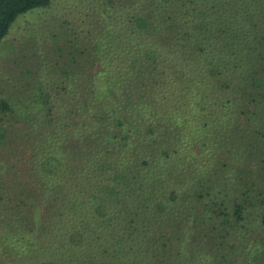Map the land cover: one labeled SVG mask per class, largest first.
<instances>
[{
	"label": "trees",
	"instance_id": "1",
	"mask_svg": "<svg viewBox=\"0 0 264 264\" xmlns=\"http://www.w3.org/2000/svg\"><path fill=\"white\" fill-rule=\"evenodd\" d=\"M152 1L156 4L146 8L150 19L141 21L137 29L117 19L124 16L120 8L102 7L96 16L113 19L103 17L101 31V18L96 27L88 24L80 30L90 36L82 48L74 49L80 58L69 52L65 67L34 78L37 85L21 107L29 118V133L20 141H10L12 153L15 146L22 148L30 182H45L54 191L60 182H118L123 186L120 190L128 189L129 195L131 191L153 194L157 183L194 182L192 168L201 171L198 160L202 157L198 156L202 151L212 153L211 147L228 143L235 129L242 128L245 92L255 99L249 84L256 80L251 71L256 72L247 58L245 27L238 9L228 7V0ZM49 3L0 0V41L19 15ZM131 8H127V17L134 15ZM40 113L45 119L37 118ZM222 170L213 171L218 181L225 180ZM198 184L204 186L201 180ZM176 189L169 198L174 203L180 199L174 196ZM67 198L72 213H60L69 214L64 224L88 230L95 247L94 235L103 237L101 229L113 207L104 210L99 206L79 214L80 202L71 194ZM148 201L154 208L163 200ZM261 204L259 224L264 228V198ZM241 208L234 206L238 218ZM157 211L160 214L164 209ZM23 218L29 248L30 233L35 231L31 222L35 225L42 218ZM60 230V241L72 242L74 233ZM27 264L64 263L41 259Z\"/></svg>",
	"mask_w": 264,
	"mask_h": 264
},
{
	"label": "rangeland",
	"instance_id": "2",
	"mask_svg": "<svg viewBox=\"0 0 264 264\" xmlns=\"http://www.w3.org/2000/svg\"><path fill=\"white\" fill-rule=\"evenodd\" d=\"M154 4L152 0H50L46 7L19 15L0 41V105L6 106L0 110V264L41 259L64 264H264V228L259 224L264 198V0L226 3L238 9L245 27V51L256 73L251 72L259 82L249 84L255 99L245 92L242 128L235 129L228 143L209 149L214 154L211 161L207 159L212 153L202 151L198 156L202 157L198 160L201 171L192 168L194 182L157 183L148 195L140 191L129 195L128 189L120 190L123 186L118 182H60L54 191L45 182H30L22 148L15 146V153L10 149V141H20L29 133V118L21 107L37 85L34 78L69 62L65 59L69 52L80 58L74 49L82 48L90 37L80 30L88 24L96 27L101 18V31L104 18L113 19L96 16L102 7L120 8L124 16L117 19L137 29L141 21L150 19L146 8ZM131 6L134 15L127 17ZM41 114L37 118L45 119ZM218 169H223L225 180H216L213 171ZM200 180L204 186L198 184ZM173 189L180 198L176 203L169 199ZM69 194L82 205L79 214L99 206L104 210L113 207L101 229L103 237L94 235L95 247L88 230L64 224L69 221L66 214L72 213L65 202ZM159 198L163 201L152 208L148 200L157 204ZM237 204L242 207L239 218L234 212ZM30 205L38 214H33ZM63 211L66 214L61 215ZM23 217L42 218L35 225L31 222L35 231L30 233L29 248ZM61 228L74 233L72 242L60 241Z\"/></svg>",
	"mask_w": 264,
	"mask_h": 264
}]
</instances>
